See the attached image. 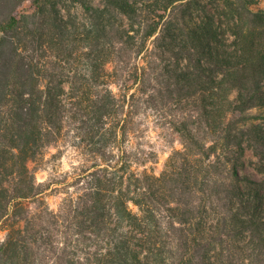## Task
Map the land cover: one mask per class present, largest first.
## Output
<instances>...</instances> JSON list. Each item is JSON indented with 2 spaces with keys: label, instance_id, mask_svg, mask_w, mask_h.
Returning <instances> with one entry per match:
<instances>
[{
  "label": "trees",
  "instance_id": "obj_1",
  "mask_svg": "<svg viewBox=\"0 0 264 264\" xmlns=\"http://www.w3.org/2000/svg\"><path fill=\"white\" fill-rule=\"evenodd\" d=\"M259 2L0 0V264H264Z\"/></svg>",
  "mask_w": 264,
  "mask_h": 264
},
{
  "label": "rangeland",
  "instance_id": "obj_2",
  "mask_svg": "<svg viewBox=\"0 0 264 264\" xmlns=\"http://www.w3.org/2000/svg\"><path fill=\"white\" fill-rule=\"evenodd\" d=\"M259 7L264 9V0H260ZM25 8L29 9L30 4L27 3ZM145 129L147 130L145 135V138L147 139L146 141L150 143V147L157 155L156 161L147 164L146 169L150 173L158 176L163 171L165 164L173 151L181 149V144L177 136L173 135L169 131H161L158 129L153 119L145 125ZM56 153V149H50L43 162H39L37 165L33 166L37 168L36 177L38 182H46L53 177L56 172H67L72 169L73 165L80 164V159L77 156L78 153L74 150L67 149L60 160L53 157ZM253 160V154L250 150H248L245 155L246 165L245 168L242 169L241 174L259 179L260 176L249 165V163ZM46 199L51 208L55 210L61 202V197L55 193H51L50 191L47 192Z\"/></svg>",
  "mask_w": 264,
  "mask_h": 264
}]
</instances>
